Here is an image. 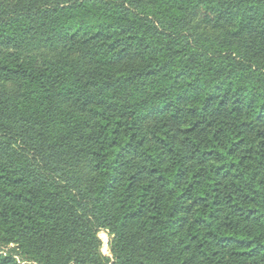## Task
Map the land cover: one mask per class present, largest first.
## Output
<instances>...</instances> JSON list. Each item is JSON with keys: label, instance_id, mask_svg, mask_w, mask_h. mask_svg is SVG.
<instances>
[{"label": "trees", "instance_id": "16d2710c", "mask_svg": "<svg viewBox=\"0 0 264 264\" xmlns=\"http://www.w3.org/2000/svg\"><path fill=\"white\" fill-rule=\"evenodd\" d=\"M11 243L0 264H264V0H0Z\"/></svg>", "mask_w": 264, "mask_h": 264}, {"label": "rangeland", "instance_id": "374dc122", "mask_svg": "<svg viewBox=\"0 0 264 264\" xmlns=\"http://www.w3.org/2000/svg\"><path fill=\"white\" fill-rule=\"evenodd\" d=\"M99 237L101 238L102 245H101V252L104 255L112 257L111 250H110V241L112 238V235L108 233L106 230L102 229L99 231ZM0 250L5 252H12L17 256L19 259H23V255L17 251V245L16 244H8V245H0ZM112 264V261L109 263Z\"/></svg>", "mask_w": 264, "mask_h": 264}]
</instances>
